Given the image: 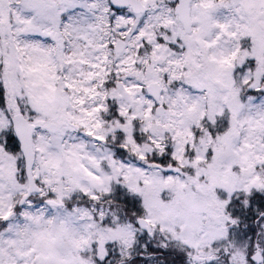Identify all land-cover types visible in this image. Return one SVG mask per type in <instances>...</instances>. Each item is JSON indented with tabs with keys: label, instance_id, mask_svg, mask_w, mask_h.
Masks as SVG:
<instances>
[{
	"label": "rangeland",
	"instance_id": "374dc122",
	"mask_svg": "<svg viewBox=\"0 0 264 264\" xmlns=\"http://www.w3.org/2000/svg\"><path fill=\"white\" fill-rule=\"evenodd\" d=\"M140 1L144 16L112 12L107 0H0V129L8 130L17 112L36 125L32 172L44 197L30 195L1 223L0 264H95L112 241L121 258L140 251V264H159L147 257L137 225L107 221L112 200L105 197L117 181L125 188L117 197L139 199V213H132L151 234L194 256L226 240L227 225L238 227L228 214L233 192L264 193V0H194L190 35L173 13L174 0ZM117 38L127 42L119 55L112 50ZM251 60L257 64L243 69ZM193 76L196 89L188 84ZM152 82L162 88L158 103L145 93ZM237 86L252 94L240 97ZM109 99L119 117L108 126ZM51 122L60 133L46 132ZM135 122L149 145L133 138ZM113 128L122 133L121 157L104 142ZM152 152L168 155L179 173L151 168L145 158ZM23 194L16 158L0 153V216ZM79 195L91 202L63 204ZM237 233L229 246L238 253L254 239ZM259 235L264 248V219Z\"/></svg>",
	"mask_w": 264,
	"mask_h": 264
},
{
	"label": "trees",
	"instance_id": "16d2710c",
	"mask_svg": "<svg viewBox=\"0 0 264 264\" xmlns=\"http://www.w3.org/2000/svg\"><path fill=\"white\" fill-rule=\"evenodd\" d=\"M11 148L10 152L19 158V153L17 146L15 144L13 135L10 136ZM154 160L153 157L149 158V161ZM35 200L38 198H34ZM41 200V199H40ZM71 203H76L77 205L87 206L89 201L85 199H73L71 202L66 203L65 205H70ZM248 208L243 210V200H234V212L232 214V219L238 225L237 228L233 227L239 233L245 225H253L254 218L257 217V214L264 212V195H252L248 198ZM106 207L109 209V221L110 219L119 223L122 220L134 221L135 215L132 213L133 204H129L128 201H117L112 199ZM253 207H256V211L252 210ZM260 221V219L258 220ZM240 230V231H239ZM260 235L253 230L252 237L258 239ZM146 249L148 252L147 257H153L159 264H187L188 252L181 246H177L174 243H168L156 233L153 234L152 238L145 239ZM120 246L117 242L109 244L106 246V254L102 259H96V264H119L123 260L120 258ZM140 252V251H139ZM138 252V253H139ZM135 253L134 257H131L124 261V264H140L145 261V258H141L142 254L139 255ZM140 262V263H139Z\"/></svg>",
	"mask_w": 264,
	"mask_h": 264
},
{
	"label": "water",
	"instance_id": "95a60500",
	"mask_svg": "<svg viewBox=\"0 0 264 264\" xmlns=\"http://www.w3.org/2000/svg\"><path fill=\"white\" fill-rule=\"evenodd\" d=\"M134 2V0H112V2L117 6H124L127 5L128 2ZM191 0H179V4L176 6V11L178 12L179 15V20L186 26L188 27L190 22L188 18V4ZM135 4V3H134ZM134 11H140L137 8H133ZM120 50V49H119ZM192 85L195 84V80L192 79ZM148 94L151 95L155 100L158 99L159 94H160V88L158 85H153L151 87L147 88ZM163 113L162 108H157L156 109V114L161 116ZM12 125H13V131L15 134V137L20 145V150L22 153V157L24 160V171L25 175L27 178L28 182V194L33 193V192H38L39 189L34 185L33 179H32V167L34 164V153L32 151V133L34 131V126L29 125L26 120L21 116V115H15L12 118ZM47 130L50 132H57L59 128L53 124H50L47 127ZM153 167H157L156 165H153ZM165 171H169L165 170ZM175 171V170H174ZM49 205H55L54 203H50ZM138 225L141 229L147 231V227L145 225L144 220L139 219L138 220ZM234 257V256H233ZM195 261L201 262L202 259L200 258H193ZM211 259L207 258L205 259L206 262H209ZM251 260L255 262L256 264L261 263V258L259 255V252L256 251L252 256Z\"/></svg>",
	"mask_w": 264,
	"mask_h": 264
},
{
	"label": "flooded vegetation",
	"instance_id": "af4514ba",
	"mask_svg": "<svg viewBox=\"0 0 264 264\" xmlns=\"http://www.w3.org/2000/svg\"><path fill=\"white\" fill-rule=\"evenodd\" d=\"M116 12H117V11H116ZM208 18H209V17H208ZM121 41H122V45H124L125 48H126V47H127V42H126V40L121 39ZM216 83H217V82H215V85H216ZM115 153H118L117 150H115ZM112 162H114V160L111 161V164H112ZM200 180H201V179H200ZM200 180H199V181H200ZM202 180H204V178H203ZM236 260H237V259H236ZM236 260H235V261H234V260H233V261L229 260L228 263H229V264H237L238 261H236ZM217 261L224 263V261H223V260H220V259H218Z\"/></svg>",
	"mask_w": 264,
	"mask_h": 264
}]
</instances>
